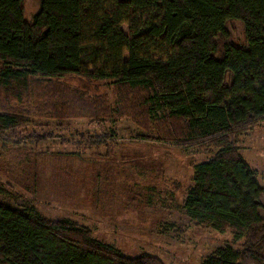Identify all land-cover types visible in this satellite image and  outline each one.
<instances>
[{
    "label": "trees",
    "instance_id": "16d2710c",
    "mask_svg": "<svg viewBox=\"0 0 264 264\" xmlns=\"http://www.w3.org/2000/svg\"><path fill=\"white\" fill-rule=\"evenodd\" d=\"M25 1L0 0V98L29 102L35 115L0 102V132L32 118L131 117L143 130L154 122L169 140L216 149L195 166L183 208L197 227L230 231L242 244L203 264H264V188L238 147L264 120V0H39L32 23ZM233 22L243 42L232 39ZM70 77L107 93L69 88L62 82ZM0 264L164 263L127 257L70 220L0 202Z\"/></svg>",
    "mask_w": 264,
    "mask_h": 264
},
{
    "label": "rangeland",
    "instance_id": "374dc122",
    "mask_svg": "<svg viewBox=\"0 0 264 264\" xmlns=\"http://www.w3.org/2000/svg\"><path fill=\"white\" fill-rule=\"evenodd\" d=\"M39 11V0L25 1L29 23ZM229 27L232 39L243 42L241 23ZM62 83L107 93L105 85L77 77ZM5 95L0 102L6 111L35 115L29 102ZM32 120L24 128L0 132V182L6 191L0 202L32 206L49 220H70L132 258L148 254L164 264H203L219 248H241L230 231L197 227L183 208L195 166L218 150L169 140L154 122L143 130L131 117ZM238 147L264 188V120L239 138Z\"/></svg>",
    "mask_w": 264,
    "mask_h": 264
}]
</instances>
